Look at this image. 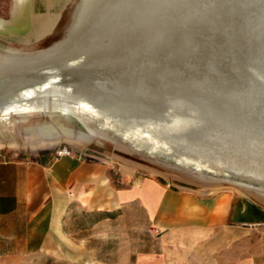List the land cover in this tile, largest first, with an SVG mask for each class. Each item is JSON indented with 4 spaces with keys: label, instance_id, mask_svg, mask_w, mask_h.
Returning <instances> with one entry per match:
<instances>
[{
    "label": "rangeland",
    "instance_id": "rangeland-1",
    "mask_svg": "<svg viewBox=\"0 0 264 264\" xmlns=\"http://www.w3.org/2000/svg\"><path fill=\"white\" fill-rule=\"evenodd\" d=\"M119 1L93 3L79 32L90 52L39 70L50 75L38 79L47 91L30 94L34 108L0 118V160L33 157L61 145L79 153L94 145L122 157L109 159L114 170L124 161L136 163L206 187L237 188L264 201V84L248 73L264 82V0H159L162 25L154 27L147 18L117 37L112 28L125 22L118 16L125 1ZM17 3L0 0V54L44 49L64 37L65 29L51 41L23 44L28 28L9 27ZM32 7L35 14L46 11L41 1ZM113 14L121 20L113 21ZM183 31L190 44L178 37ZM150 34L167 41L156 42L154 56L131 58L134 48L147 46ZM81 57L89 63L76 70L73 64ZM22 74L13 80L7 71L0 80V105H19L16 99L26 97V90L5 93L11 80L13 86L27 80ZM78 99L89 104L81 119L60 112ZM83 123L100 128L102 135L86 141L62 129L85 135ZM175 123L180 126L172 130ZM47 137L53 141L47 143ZM262 236L254 229V253L264 250Z\"/></svg>",
    "mask_w": 264,
    "mask_h": 264
},
{
    "label": "crops",
    "instance_id": "crops-1",
    "mask_svg": "<svg viewBox=\"0 0 264 264\" xmlns=\"http://www.w3.org/2000/svg\"><path fill=\"white\" fill-rule=\"evenodd\" d=\"M57 149L0 160V264H264V201Z\"/></svg>",
    "mask_w": 264,
    "mask_h": 264
},
{
    "label": "water",
    "instance_id": "water-1",
    "mask_svg": "<svg viewBox=\"0 0 264 264\" xmlns=\"http://www.w3.org/2000/svg\"><path fill=\"white\" fill-rule=\"evenodd\" d=\"M122 1L120 0L119 2H122ZM124 1H125V3L123 2L124 6L122 8L123 12H120L118 16H120V14H121V18H123V20H125V22L123 21V23L121 25H118V26L116 25L112 28L111 31H113V30L117 31L115 33V36L118 37L119 34L121 35V31H123L122 34H125V32H128L126 30L131 29V26H132L131 23L134 24L133 25V27H134L136 23H139V21H143L147 18L153 19V25L152 26H154V27H156V26L159 27L160 25L163 24L162 22H160V20H161L159 18L160 14L158 13V4L160 2L159 0H124ZM117 9L120 10V8H117ZM156 10H157V12H156ZM117 12H116V14H117ZM121 18L117 19V17H114V14H113L112 20L113 21H115V20L119 21V20H121ZM84 20H85V18L83 19V21H81L77 25H75V27L67 35H65L61 40H59L55 43H52L50 46H48L44 49L25 51L24 52L25 54H22L20 52H8L7 54H0V80L7 73V71L10 72L11 75H13L10 79L14 80L17 77L19 79V76L23 72L26 75L25 78L27 79L25 82L14 85V86L12 85L13 81L11 80V83L9 84L8 89L5 93H8V96H13V94L16 93L17 91L33 90L34 94L31 93L32 97H33V95L38 94L40 91H43V90L47 91V89H48L47 86L42 87V85L44 83H41V81L39 82L38 79L41 78L44 80V77H46V75L47 76L50 75V73L47 71L41 73V72H39V70H43L44 68H48L49 63H54L60 59L64 60V62L69 61V60L74 61V60L78 59L77 55L78 56L80 54L87 55L88 52H90V49L87 51L85 43L81 42V40H80L81 34H79L80 29H81V24L84 22ZM128 22H130V23H128ZM147 22H145L144 25H146ZM142 25H143V23L140 22L141 27H143ZM119 27H121V30ZM133 29H136V26ZM161 37L162 36H158V37L155 35L151 36V34H150V36L147 38V41H146L147 46H145L144 48L142 47L141 49L139 47L134 48L132 50L133 53H130L131 58L138 60L140 58L139 55H142V56L143 55L144 56L149 55L150 57L154 56L155 55V44H156V42L158 41L159 43L162 42L165 44L167 41V39H166V41L163 39L160 40ZM178 37H180L182 39L183 44H185V45L190 44V41L187 39V32H184V31L181 32ZM182 41L180 43H182ZM53 47H56L54 51L50 52L49 54H45V55L43 54L44 52H48ZM73 50H76V51H73ZM53 55H54V57H53ZM57 56H59V57H57ZM88 63L89 62L85 58L81 57L80 60H78V62L73 64L74 69L81 70V69L85 68L88 65ZM27 73H29V74H27ZM30 73H32V75H30ZM38 73H40V75L42 77H40ZM248 73L252 77L254 82H256L258 84H264V82H261L260 79H258L257 76H255V74L253 72L248 71ZM18 79H15V80H18ZM36 84L37 85L39 84V87L38 86L36 87L35 86ZM75 86H76V84H75ZM24 96H25V94H24ZM33 100H34V98H31L30 95H26V97H20L19 99H16L15 102L16 103L17 102L18 103L25 102L29 106V105L33 104ZM74 103L72 104V107H73ZM9 104L10 103L8 102L7 105H5V106L0 105V112L2 113L3 110L5 109L4 107L8 106ZM200 109H203V108L200 107ZM178 124L179 123L173 124L174 126H172L171 129L172 130L178 129V127L180 126ZM94 130L97 132L98 135H102L100 128L96 127V128H94ZM132 149H134V148H132ZM134 150L139 151L137 149H134Z\"/></svg>",
    "mask_w": 264,
    "mask_h": 264
},
{
    "label": "bare ground",
    "instance_id": "bare-ground-1",
    "mask_svg": "<svg viewBox=\"0 0 264 264\" xmlns=\"http://www.w3.org/2000/svg\"><path fill=\"white\" fill-rule=\"evenodd\" d=\"M96 1L97 0H42L46 11L43 14H35L32 7L34 0H18L16 5L17 8H19L18 14L17 16H14L9 27L14 30L18 28L20 29L21 27L24 28V26L28 28L25 32L26 37L22 41L23 44L41 42L45 39L46 42L51 41L58 34H61L64 29V36L67 35L75 25L83 21L90 10V7H92L93 3ZM55 48L56 47H53L43 54H49L54 51ZM31 93H33V90L25 91V95H30ZM87 107L88 104L86 102L78 99L73 107L62 108L60 109V112L64 115H72L77 119H81L79 113ZM4 108L3 112H0V118L6 117V115L12 111H31L34 107H31V105L28 106L26 103H20L19 105H8ZM83 124L88 133L85 134L86 136L74 132L71 129H62L77 139L82 138L84 140H89L92 136H99L94 129L85 123ZM35 129L42 131L53 130L52 128L41 126L35 127ZM148 151L151 153L154 150L149 149ZM261 192L264 193V190H261Z\"/></svg>",
    "mask_w": 264,
    "mask_h": 264
},
{
    "label": "built area",
    "instance_id": "built-area-1",
    "mask_svg": "<svg viewBox=\"0 0 264 264\" xmlns=\"http://www.w3.org/2000/svg\"><path fill=\"white\" fill-rule=\"evenodd\" d=\"M72 155V151L69 147L62 145L55 152V160L59 159L62 156H70Z\"/></svg>",
    "mask_w": 264,
    "mask_h": 264
}]
</instances>
